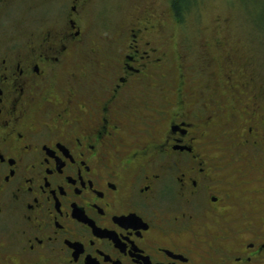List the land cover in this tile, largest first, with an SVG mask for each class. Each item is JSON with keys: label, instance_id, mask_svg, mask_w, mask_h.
<instances>
[{"label": "flooded vegetation", "instance_id": "obj_1", "mask_svg": "<svg viewBox=\"0 0 264 264\" xmlns=\"http://www.w3.org/2000/svg\"><path fill=\"white\" fill-rule=\"evenodd\" d=\"M97 2L0 0V264H264L263 92L158 86L157 24L99 44Z\"/></svg>", "mask_w": 264, "mask_h": 264}, {"label": "rangeland", "instance_id": "obj_2", "mask_svg": "<svg viewBox=\"0 0 264 264\" xmlns=\"http://www.w3.org/2000/svg\"><path fill=\"white\" fill-rule=\"evenodd\" d=\"M171 3L98 0V21L105 25L94 30V37L97 43L110 45L125 24L139 17L152 19L160 29L158 42L168 58L164 68L168 73L158 86L164 87L169 81L179 84L184 78L191 87L187 76H195V87H210L215 101L228 107L232 98L224 88V74L229 68L241 67L244 80L264 94V30L260 27L264 23V0H193L182 20L174 16ZM24 11L18 18L25 16ZM24 29L16 28L18 37L24 35Z\"/></svg>", "mask_w": 264, "mask_h": 264}, {"label": "trees", "instance_id": "obj_3", "mask_svg": "<svg viewBox=\"0 0 264 264\" xmlns=\"http://www.w3.org/2000/svg\"><path fill=\"white\" fill-rule=\"evenodd\" d=\"M192 1L193 0H172L171 8L174 12V16L182 20L184 13L189 9ZM260 27L262 28V30H264V23H262Z\"/></svg>", "mask_w": 264, "mask_h": 264}]
</instances>
